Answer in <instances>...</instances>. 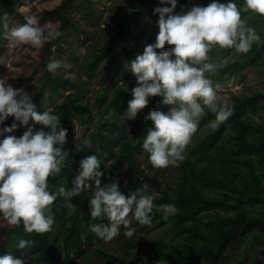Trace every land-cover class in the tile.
<instances>
[{
    "label": "trees",
    "instance_id": "trees-1",
    "mask_svg": "<svg viewBox=\"0 0 264 264\" xmlns=\"http://www.w3.org/2000/svg\"><path fill=\"white\" fill-rule=\"evenodd\" d=\"M15 1L0 0V16L6 14V19L9 18L15 10ZM133 1L134 7L127 8L109 29L102 45L88 62V74L95 72L107 56L117 55L120 47L126 51L128 58H133L134 48L127 46L131 39L130 24L138 25L155 0ZM73 2L74 0H66L45 13L60 22V35L57 38L64 37L70 29H76L68 15ZM208 2L209 0H202L198 5L203 6ZM234 2L238 9L243 7V0ZM248 13L251 18L246 24L256 30L260 40L254 42L246 53L224 49L239 58L233 65L238 70L262 65L264 71V17L244 10L241 12L242 19ZM4 32L5 28L0 26V45ZM167 46L166 44L165 49ZM217 69L221 71L220 68ZM47 75L51 80L49 87L52 94H57L59 88L69 83V80L62 77L51 76L49 73ZM134 85L118 86L111 95L104 89L95 94L93 104L83 101L82 91L76 87L74 92L66 95L53 108L60 118V125L67 129L64 148L69 151V158L60 173L47 178L50 192L62 185L70 188L71 181L77 174L79 161L92 155L89 144L75 141L77 126L93 124L96 109L98 115L103 117L124 114L128 101L132 98L130 93ZM159 101L160 97L148 98L145 108L135 117L134 134L142 137L146 128L152 127L151 121H146L144 117L150 109L167 107ZM235 101L234 105H227L231 108L230 116L219 122L214 129L210 127L208 133L188 153L181 166L182 173L177 184L160 190L159 197L154 202L157 205L174 204L178 212L162 219V213L153 209L149 224L158 219L171 221V231L181 237L182 242L166 244L159 240L156 251L147 259L142 257L140 251L131 259L107 252L99 245L100 238L88 231L90 223L107 222L106 218L93 220L88 214L90 187L88 193L81 192L70 198L69 202L76 210L66 207L69 198L57 196L50 206L54 218L50 231L42 234L26 233L22 224L9 230L6 239L0 243V255L7 252L16 257L22 255L25 264H57L59 260H62L61 264H72L73 258L84 257L88 249L96 246L94 252L103 258L101 264H157L158 261L161 264H264V127L249 121V115L257 113L259 103L264 101V93L236 98ZM214 118V113L208 110L200 118V124ZM114 128L124 137L117 151L113 146H107V143L112 144L109 136L101 133L98 136L103 157L99 166L102 172L101 186L115 180L120 192L127 197L130 192L141 187L145 177L138 168L136 156L141 140L133 144L125 137L122 125H115ZM204 160L207 162L202 165ZM125 165L124 173L129 174L126 188L122 179ZM20 239H31L33 244L31 247L18 249L16 245ZM85 264L95 263L87 259Z\"/></svg>",
    "mask_w": 264,
    "mask_h": 264
},
{
    "label": "clouds",
    "instance_id": "clouds-1",
    "mask_svg": "<svg viewBox=\"0 0 264 264\" xmlns=\"http://www.w3.org/2000/svg\"><path fill=\"white\" fill-rule=\"evenodd\" d=\"M159 4L153 9L158 16L155 42L145 45L142 53L125 65L136 83L124 117L135 119L149 97H160L159 103L168 106L166 112L148 111L144 119L151 121L152 127L146 128L140 138V147L147 153L151 166L166 168L184 159L185 147L205 108L214 113L215 118L208 122L213 129L230 116L231 108L220 102L209 78L224 61L214 60L208 53L213 46L248 52L260 37L242 19L241 12L248 10L264 17V0H243L239 9L234 0H209L203 6H181L175 13L177 0H159ZM0 26L6 29L3 37L10 45L34 50L60 35L55 25L40 24L34 15H25L24 23L9 27L5 14L0 16ZM166 44L170 46L167 49ZM71 68L72 64L63 57L49 59L45 65V70L52 74H68ZM8 117L13 122L0 128V220L8 225L22 224L26 233L48 232L54 224L50 206L57 196L69 198L66 207L76 210L70 198L88 193L90 187L88 214L93 220L106 218L107 223H90L88 231L104 241L118 235L121 226L125 229L123 235L132 237L135 229L128 227L130 220L147 225L153 209L162 213V219L178 212L174 204H154L157 193L148 184H142L127 197L115 180L101 186V163L96 155L79 161L70 188L62 185L50 192L47 178L60 173L69 158V151L64 148L67 129L60 125L53 109L38 113L31 93L14 89L5 77L0 78V124ZM17 122L22 128L26 126L19 137L10 134L17 129ZM32 244L31 239H20L16 247L24 249ZM0 264H25V259L7 252L0 255Z\"/></svg>",
    "mask_w": 264,
    "mask_h": 264
},
{
    "label": "rangeland",
    "instance_id": "rangeland-1",
    "mask_svg": "<svg viewBox=\"0 0 264 264\" xmlns=\"http://www.w3.org/2000/svg\"><path fill=\"white\" fill-rule=\"evenodd\" d=\"M64 1L66 0H16L15 10L7 18V24L9 27H13L24 23L25 15H34L40 24L51 23L55 25L58 31L60 22L53 17L46 16L45 13L54 10ZM201 1L177 0V8L174 10V13L179 11L181 6L190 7L198 5ZM158 6H161L159 0H155L153 5L149 6L143 18L139 20L138 25L130 24L131 39L127 46L134 48L133 58H128L126 51L120 47L117 55L111 54L107 56L102 60L95 72L88 74L87 64L91 61L93 54L102 45L105 35L122 17L126 9L134 7V1L74 0L69 8L68 15L70 21L75 24L76 29L68 30L67 34L62 38L46 42L39 50H34L24 45H10L2 36V43L0 45V78L6 77L7 82L14 89L22 88L31 93L32 102L38 113L48 108L53 109L66 95L74 92L76 87L82 91L83 101H89L90 104H93L95 94L102 92L104 89H107L111 95L118 86H128L129 84L136 83L135 77L126 70L125 65L131 62L136 55L142 53L145 45L155 42L158 32L156 24L158 16L153 13V9ZM249 15L248 13L243 18L246 23L251 18ZM208 55L214 60L224 61L217 67L221 71L216 69L209 77L220 97V102L226 105H234L236 98L264 93V71L262 65L243 71L238 70L233 65L239 61V58L218 46H213ZM61 57L72 64V68L68 70V74L62 71L59 74H52L45 70V65L49 59ZM47 73L51 76L56 75L57 77H62L64 80H69V83L59 88L57 94H52L49 87L51 80ZM167 110L168 106L165 109L160 108L161 112H166ZM95 111L96 119L93 124L85 127L77 126L75 141L79 143L87 140L92 150V155H96L99 161L103 160L102 149L98 141L100 133L112 139V144L107 143V146H113L115 151L118 150L124 141V137L114 128L115 125L123 126L125 137L130 139L133 144L137 140H140L141 135L134 134L133 132L136 119L129 120L124 117V114H119L117 117L109 114L103 117L98 115V109ZM206 111H208L207 108H205ZM122 117L123 119H121ZM249 121L264 127V101L259 103L257 113L249 115ZM12 122V117L7 118L3 124H0V128L10 125ZM17 125V129L10 134L19 137L26 130V127H20L19 122H17ZM209 128L208 122L200 124L199 120L196 130L192 133L190 141L185 147L184 159L179 161L175 166L169 165L166 168H153L148 161L147 153L139 147V151L136 153L138 168L145 174V177L142 179L143 184H148L151 190L157 193L153 202L159 197L160 190L168 189L177 184L182 173L181 166L187 159L188 153L208 133ZM192 160L194 159L192 158ZM206 162L204 160L202 165L206 164ZM125 168L126 165L123 167L122 176L124 188L129 183V174L124 173ZM15 226L8 225L6 222L0 220V243L6 239L8 231L14 229ZM128 227L135 229L132 237H125L123 235L125 229L121 226L118 235L109 241L100 239L99 245L107 252H112L114 255L126 259L133 258L137 251H140L142 257L147 259L156 251L159 240H162L166 244L180 243L183 240L171 231V221L158 219L151 224L140 225L132 219ZM53 230H55L54 227ZM95 247L88 249L84 257L80 259L73 258L71 263L85 264L87 263V259H90L95 264H101L103 258L94 252ZM259 249L262 248L259 247ZM61 263L62 260L57 261V264Z\"/></svg>",
    "mask_w": 264,
    "mask_h": 264
}]
</instances>
